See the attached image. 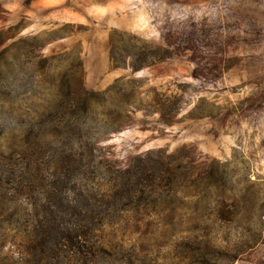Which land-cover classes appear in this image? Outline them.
<instances>
[{
    "label": "rangeland",
    "instance_id": "obj_1",
    "mask_svg": "<svg viewBox=\"0 0 264 264\" xmlns=\"http://www.w3.org/2000/svg\"><path fill=\"white\" fill-rule=\"evenodd\" d=\"M132 45L170 55L134 72ZM83 99L92 138L65 125ZM158 151L179 174L104 222L89 262L28 254ZM0 264H264V0H0Z\"/></svg>",
    "mask_w": 264,
    "mask_h": 264
},
{
    "label": "trees",
    "instance_id": "obj_2",
    "mask_svg": "<svg viewBox=\"0 0 264 264\" xmlns=\"http://www.w3.org/2000/svg\"><path fill=\"white\" fill-rule=\"evenodd\" d=\"M131 49L132 51L129 53L131 62L128 63V66L134 72L156 61L169 58L170 55L166 49L158 46L132 45ZM69 92L73 96L78 95L75 90L69 89ZM169 103L170 107L166 106V108L174 109V106H177V103L173 100H170ZM156 104L159 105V103ZM157 105L153 107V111L159 112ZM160 106L163 107L165 104ZM79 109L84 114V121L77 120L74 117L65 125L69 127L70 132L81 131L80 127H83L92 138L94 134L98 133V124L103 123V120H99L98 117L87 118L94 113L91 101L88 99L82 100ZM173 114L174 111L164 114V120L167 123L170 122ZM89 121L91 122L88 123ZM89 152V159L92 160L93 155ZM173 155H166L161 151L151 152L144 156L134 157L124 169H113L115 170L114 174L107 171V174L112 173L114 177L110 178L108 182L104 180V183L92 186V190L96 192V195L85 200L82 212L79 211L77 214L70 215L64 227L53 223L55 217L51 218L46 222L47 225L39 230L33 236V240L24 248H27L28 254L39 256L41 259L45 256L59 259L58 257L62 256L61 252H66L67 254H64L69 258H79L89 262L92 256L90 247H94L97 242V236L94 233L104 222L107 223L111 217H114L128 205L149 200L154 198L151 196L162 194L164 191L157 193L158 189L166 185L169 186L171 181L179 174L178 169L181 167L174 164L177 157ZM81 161L82 154L77 151L73 152V150L64 151L58 156L59 167L64 171L71 168V166H77ZM78 202L76 200L77 205L75 207L79 205ZM49 236H55V240L57 237V241L54 243L45 241ZM23 254L25 255L26 252Z\"/></svg>",
    "mask_w": 264,
    "mask_h": 264
}]
</instances>
